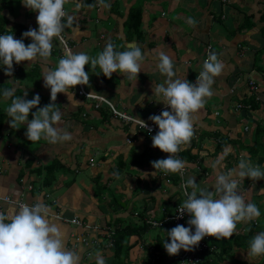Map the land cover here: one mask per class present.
<instances>
[{
  "label": "crops",
  "instance_id": "crops-1",
  "mask_svg": "<svg viewBox=\"0 0 264 264\" xmlns=\"http://www.w3.org/2000/svg\"><path fill=\"white\" fill-rule=\"evenodd\" d=\"M8 1L10 0H0V18L8 20L6 25L1 20L0 26L4 25L12 30L15 24L10 20L11 17L16 20L17 14L23 12L26 6L21 0H13V3ZM71 1L75 3V0ZM117 1V7L113 4L114 0H108L110 7L105 4L96 7L85 5L79 9V15L88 12L90 19L77 21L74 26L77 30L72 27L68 36L75 38L80 35L78 45L74 48L93 56L109 40L119 50H125L133 42L138 43L149 50L142 61L141 71L134 79L125 78L124 74L118 72L108 77L99 73L98 67L92 71L90 65H85V70L94 75L90 74L93 76H90L88 84L79 86L105 97L120 111L138 119L149 120L151 114H160L166 107L170 108L163 103L162 97L153 93V85L166 79L158 69L159 53L165 52L172 58L176 77L195 82L211 46V50L218 53L224 68L214 78L213 95L206 98L205 105L193 114L194 135L182 146L192 147L194 144L191 152L198 155V158L191 161L178 153L176 155L185 160L187 177L195 176L201 186L209 187L214 185L220 173L237 166L241 159L250 160L254 165L260 164L251 148L255 151L257 129L264 126V0ZM133 6H139L142 15V31L135 33V36L128 35L125 26ZM67 10L71 15L74 13ZM27 12L33 13L29 8ZM92 13L95 15L91 16ZM190 17L196 23H191ZM23 19L21 15V20ZM93 20L95 26L92 24ZM24 23L27 24L26 21ZM98 23H101V28L96 31ZM107 23L110 28H107ZM18 30H14V35ZM44 60L46 62L41 60L43 71L44 66L53 67L50 59ZM35 65L40 66L37 61ZM19 66H23V62L17 64L15 70ZM1 74L0 83L14 85L13 80ZM251 79L257 83L256 90L250 87ZM29 80L32 84H25L28 86L25 87L31 90L30 98L36 93L50 97L48 91L43 92L46 87L40 84L41 88L37 89L33 81ZM20 86L23 87V84ZM72 90L79 102L71 95L67 97L63 92L58 93L57 96L61 97V103L57 102L62 111V119L56 123L57 127L72 134L71 140L53 144L41 138L32 142L23 136L26 126L12 128L8 123L10 118L5 117V124L0 131V186L7 188V195L14 199L22 198L28 203L37 198L43 200L42 194L30 190L29 185L39 186L44 183L45 168L43 174L38 168L58 158L61 165L56 172V180L52 186H46L58 200V205L52 207V210L56 209L69 216L79 215L91 224L114 229L119 217L124 223L138 222L139 219L134 214L139 215L142 211H146L144 216L158 217L164 207L161 200L173 195L180 187L170 180V174H161L162 171H156L152 163H149L156 150L152 134L111 113L105 107L107 104L80 94L77 91L78 85ZM253 94H256L259 101L257 108L250 101ZM97 102L100 103L99 106ZM9 103L10 100H0V113L4 111L7 114L6 106ZM240 103H243V107L238 106ZM221 143L222 147L219 145ZM168 155L169 153H164L158 159ZM260 165L264 166V162ZM61 170L65 173L60 174ZM116 173H119V177ZM237 179L245 200L256 202L262 214L255 218L261 220L259 225H255L254 220L240 221L237 222L235 231L247 232L252 224L258 227L257 232L264 231V178ZM164 193L168 196H164ZM152 197L156 199L153 200ZM178 198L180 199L179 195ZM102 205L103 212L100 210ZM8 207L9 202H2V209ZM49 218L61 225L66 237L65 245L80 254V264H96L94 257L98 248L90 249V245L83 243L76 247L74 235L80 232L77 227L54 217ZM242 223L243 226L240 227ZM105 242L106 238L103 243ZM144 244L149 245V242H143L140 247H144ZM241 248L244 255L240 258L247 259L250 264H260L263 261L264 255L250 256L245 248ZM88 250L93 252L90 257L86 256ZM106 250L100 251L108 259L112 252ZM180 255L181 252L179 258ZM166 256L170 254L163 257ZM133 257L136 256L133 254ZM163 257L158 264L165 262ZM136 258V264H139L140 259ZM143 263L145 264L144 260Z\"/></svg>",
  "mask_w": 264,
  "mask_h": 264
},
{
  "label": "clouds",
  "instance_id": "clouds-1",
  "mask_svg": "<svg viewBox=\"0 0 264 264\" xmlns=\"http://www.w3.org/2000/svg\"><path fill=\"white\" fill-rule=\"evenodd\" d=\"M21 2L37 12L38 28L25 30L21 38H16L10 28L0 33V68L9 76L14 73V62L18 64L50 57L54 38L74 23V16L66 11V0ZM100 3L110 7L106 0H100ZM85 4L86 0H75L77 9L84 8ZM92 6L87 4V7ZM189 21L196 23L191 17ZM26 38H30L31 42L25 43ZM148 53V49L135 42L125 50H119L111 40L95 56L84 51H68L43 75L44 86L50 89L51 102L48 104L37 107L41 103L39 93L31 98H28L26 90L17 95L14 85L0 89V100H10L6 106L7 117L10 118L8 123L12 128L26 126L25 135L32 142L41 138L53 144L71 140L69 131L56 126L62 119V111L55 103L58 93L75 98L73 87L89 83L90 72L85 70V65H90L92 71L98 67L99 73L108 77L118 72L125 78L134 79ZM223 68L218 53L209 50L201 71L192 82L176 77L172 58L165 52L159 53L158 69L166 79L153 85V93L162 97L163 103L170 108L166 107L160 114H151L148 119L158 125V131L151 137L153 146L169 155L151 161L156 171L168 174L185 168V160L176 154L194 135L193 114L205 105L206 98L213 95L214 78L221 74ZM140 121L144 128L148 127L146 121ZM115 175L119 177V173ZM237 177L262 179L264 166L241 159L237 166L220 173L211 187L201 186L195 176L183 181L186 198L176 211L178 217L187 213L189 219L187 226L176 224L169 230L163 229V245L170 255L177 254L181 249L193 250L206 236L217 239L231 237L237 222L252 221L261 216L258 204L245 200ZM7 191L0 186V201L9 199ZM49 217L50 205L39 198L32 203L10 201L7 209H0V264H80V254L65 245L66 237L61 225L52 222ZM152 223L157 227L160 225L157 221ZM248 255H264V231L257 232L249 240ZM94 258L96 264H107L100 250L96 251Z\"/></svg>",
  "mask_w": 264,
  "mask_h": 264
},
{
  "label": "trees",
  "instance_id": "trees-1",
  "mask_svg": "<svg viewBox=\"0 0 264 264\" xmlns=\"http://www.w3.org/2000/svg\"><path fill=\"white\" fill-rule=\"evenodd\" d=\"M13 0H10V3H13ZM108 2V0H106V3ZM92 4L93 7H96L98 5H103L102 3H100V0H86V4ZM113 4L117 7L118 5V1L114 0ZM112 4V5H113ZM15 5V4H14ZM68 7L65 5V8ZM113 8V7H112ZM115 8V7H114ZM66 11L69 13V11L66 8ZM74 16V23L72 26H67L65 28V30L62 32V34L66 37V40L68 41L69 45L71 46V49L76 46L74 42H72V39L67 35V33L69 32V30H71V28L73 26H75L77 24V21L79 22L80 20H89L90 19V13L85 12L82 13L81 15H77L76 12H74L72 14ZM65 21L67 20V17L64 18ZM1 20L3 21V24H5L6 19L5 18H0V22ZM25 21H22V23H19L18 25L15 24V26H19V30L18 32H22L25 31L28 28L27 24L24 23ZM81 22V21H80ZM1 25L0 26V33H3L5 31H9L7 28H5L6 26ZM142 15H141V8L139 6H133L129 17L127 18L126 22H125V26L128 29V35H132L135 36V33H141L142 28ZM252 25V22H251ZM107 28H110L109 23H107ZM12 31V30H11ZM14 33V31H13ZM57 39H60V37H56ZM59 42L65 47L63 41L60 39ZM60 48L59 51L62 49L64 50V48ZM76 48V47H75ZM66 50L64 51L63 55L66 54ZM72 52H78L77 49H72ZM17 65H14V71L16 72H22V74H25L26 76H28L33 83L35 84L36 88H41L40 84H41V76L44 74L42 67L38 66L35 69H31V70H27L26 68H23V66H19L18 70H15V67ZM22 68V69H21ZM262 68V67H261ZM12 85L8 82H2L0 83V89L4 88V87H11ZM80 86L78 84V92H79ZM16 94L17 95H22L23 92L26 90L28 93V98H30V95L32 94L30 91V89H26L22 86L17 87L16 88ZM250 101H252V105L254 108H257L259 106V101L256 99V94H253L250 97ZM49 102H51L50 97L48 96H41V103L39 106L37 107H42L46 104H48ZM57 103V102H55ZM57 107L59 108V103H57ZM106 108L111 110V113L114 114V112L112 111L111 107L107 104L105 105ZM103 109V108H102ZM36 109H33L32 111H35ZM7 116V114H5L4 111H2L0 113V131L3 129V126L5 124V117ZM32 117L31 112L29 114V117ZM26 130L24 131V137H27L25 135ZM152 134V133H149ZM153 135V134H152ZM257 140L255 143V151L254 149L251 148V151L253 150V152L255 153L256 156H258V161L260 164H262L264 162V126L262 127H258L257 129V136H256ZM220 147H222V143L219 144ZM194 144L192 145V147H182V150L178 153L183 157L188 158V160L191 161H196L198 158V155H195L191 152L192 148H193ZM165 152H163L161 149H159L158 147H156L155 150V154L154 157L149 159V163H151V161L158 159L160 156H162ZM61 165L60 160L57 158V160H53L50 163H48L47 165H44V167H40L39 172L41 174H43V169L45 168V177H44V183L46 186H52L54 184V181L56 180L57 177V170L59 168V166ZM164 172L162 171L161 174H163ZM170 174V179L171 181H173L174 183H176L179 186V182H180V173L179 172H175V173H168L166 174L167 176ZM178 195L180 197V199L178 198ZM153 200L156 199V197H152ZM184 198H181V189L177 190L175 193H173V195L169 196L168 198H163L161 200V203L164 207L166 208H172L175 207L176 205L180 204L183 201ZM147 210V209H146ZM146 211H142L139 213L140 218H141V223L140 222H134V221H129L127 223H124L121 217L116 219V235H115V243H114V247L112 249H107L106 251L108 252H112V255L106 259L107 264H136V257H133V251L135 249V247H137L138 245H141L143 242H145L146 240H148L149 245L146 244V248L149 251V258L147 259V261H145V264H158V262L160 261V258H162L163 256L167 255V251L163 245V238L164 236H162L161 231L164 230H169L172 227H174V223L172 221H167L166 223H164L163 226H160V231L157 232V236L154 238H147L149 232H152V229L154 230L155 228L158 227H153L150 226L146 223V221L144 220ZM143 216V217H142ZM156 217V215L154 216ZM115 223V222H114ZM258 227L255 226L254 224H252L249 229L247 230V232H243V231H239V232H234L233 235L231 237L228 238H223V239H217V237L212 238L211 240H209L210 244L215 245V249L214 250H210L207 249L205 251L202 252V255L204 256V262L202 264H226L227 262V254H232L231 251L229 249H227V246H231L233 244H237L239 247H244L245 249H248V242L249 240L257 233V229ZM135 237V239L133 240V238ZM167 239H169L168 237H165ZM147 242V243H148ZM148 246V247H147ZM221 249V250H220ZM221 251L220 254H218V258H217V253H219ZM180 252V251H179ZM179 252L172 258L170 259L168 262H163L161 264H177L178 263V259H179ZM237 260L240 262L242 261L243 264H250L249 262H247V259H243L238 257ZM264 262V257H263V261L260 264H263Z\"/></svg>",
  "mask_w": 264,
  "mask_h": 264
},
{
  "label": "built area",
  "instance_id": "built-area-1",
  "mask_svg": "<svg viewBox=\"0 0 264 264\" xmlns=\"http://www.w3.org/2000/svg\"><path fill=\"white\" fill-rule=\"evenodd\" d=\"M59 37L63 41L66 49H68L67 51H72L71 46L66 40V37L62 33L60 34ZM209 50H211V46L209 47ZM208 52H207V55H208ZM250 87L253 90H256L257 83L254 79L250 80ZM79 93L89 98L96 99V100L102 101L105 104H108L113 109V112L115 115L119 116L123 120L135 123L137 126L141 127L148 133L155 134V132L158 131V125H156L153 121L142 119L146 121L148 125V127L144 128L140 119L135 118L134 116L129 115L126 112L120 111L119 109L114 107V105L108 99L88 92L82 85L80 86ZM99 105L100 103L97 102V106ZM238 106L243 107V103L238 104ZM186 173H187V168L185 166V168L182 171H180V185H179L181 189V198H184V199L186 197L184 196V188L182 185H183V181L187 178ZM44 184L45 183L43 182L39 186L30 184L29 189L42 194L43 201L47 203L48 205H50V217L57 218L64 223L71 224L72 226L77 227L80 230L79 233L74 235L76 237L75 238V243L77 244L76 247L81 245V243L90 245V249L91 247H95V248H98L99 250H104V249L106 250V249H112L114 247V243L116 239L115 238L116 229L110 228L109 226L91 224L87 222L86 220H84V218H82L79 215L69 216L56 209L52 210V207H55L58 205V200L54 198L51 192L46 189V185ZM189 191H191L190 188H189ZM7 196L9 199L6 200V202H9V203L10 201L27 202L26 200L22 198L14 199L10 195H7ZM2 202L4 201H0V209H2ZM178 206L179 204L173 207L172 210L166 207H162V210L160 211L158 217L149 215V216H145L144 220L146 221L148 225L153 226V227H157V226H154V224L152 223L153 221L160 222L159 227L163 226L164 223H166L167 221H172L174 225L185 224V226H187L189 215L185 213L183 217H178L177 211H176L178 209ZM254 223L255 225H259L261 223V220L254 219ZM104 238H106L105 243H103ZM212 238H215V236H206L199 242L198 246L194 247L193 250L181 249L179 264H202L204 262V256L202 255V252L207 249L214 250L216 247L215 245L210 244L209 242V240H211ZM92 255H93L92 250H88L86 252L87 257H90Z\"/></svg>",
  "mask_w": 264,
  "mask_h": 264
},
{
  "label": "rangeland",
  "instance_id": "rangeland-1",
  "mask_svg": "<svg viewBox=\"0 0 264 264\" xmlns=\"http://www.w3.org/2000/svg\"><path fill=\"white\" fill-rule=\"evenodd\" d=\"M8 2H10V1H8ZM19 3H21V2H19ZM20 5V4H19ZM66 6H68V7H66L67 9H70V10H72L73 12H76L77 11V15L79 16V14H80V11H78L79 9H77L76 7H73V6H75V3L74 2H72L71 0H66V4H65ZM69 6H70V8H69ZM17 8H18V3H17V6L15 5V11H16V13H17ZM27 7H25L24 8V11L23 12H19V15L17 14V17H16V20H15V18L12 16L11 18L12 19H10V20H13V22H14V24H19V23H22L21 21V15H23V17H24V19H25V21L27 22V26H28V28H38V24H37V20H36V17H37V12H35V11H33V13H31V12H27ZM94 12H95V10H93ZM93 15H95L94 13H92L91 14V16H93ZM14 18V19H13ZM24 19H23V21H24ZM4 21V20H3ZM95 20H93L92 22V24H93V26H95V22H94ZM7 22H8V20L6 19V21H5V23L7 24ZM14 26V25H13ZM74 27V26H73ZM101 28V23H98L97 24V26H96V28H95V30L97 31V30H99ZM15 29H19V26H15L13 29H12V31H14ZM74 29L75 30H77V28L76 27H74ZM24 31H22V32H15V37L16 38H21V36H22V33H23ZM67 35H69L68 33H67ZM71 39H72V42H74L75 43V45H78V41H79V39H80V35H78V36H76L75 38H73L72 36H71ZM59 40L60 39H57L56 37L54 38V46H53V49H52V55L50 56V57H48V58H41V59H37V60H35V61H30V62H28V61H23V68H26L27 70H31V69H35L36 67H38L37 65H35V62L37 61L38 63H39V65L42 67V65H41V60H43V62H46V60H44V59H50V61H51V63L53 64V67L56 65V63H57V61H58V59L61 57V56H63V53H64V51L66 50H68V49H66V47H64L60 42H59ZM116 41V40H115ZM31 41H30V38H26L25 39V43H30ZM62 46H63V48H64V50H60L59 51V49L60 48H62ZM74 48V47H73ZM72 48V49H73ZM75 49V48H74ZM68 52V51H67ZM263 61H264V59H262ZM19 64V63H18ZM45 64V63H44ZM263 65H264V63H262ZM14 65H17V63H15L14 62ZM33 65V66H32ZM261 67V66H260ZM263 67V66H262ZM45 70L43 71L44 73H45V71L46 70H48V69H50V68H52V67H50V68H48V67H46V66H44L43 67ZM17 69H18V67H17ZM22 69V68H21ZM1 73H3V75L5 76V77H7V78H10L11 80H13L14 81V86L15 87H17V86H20V85H22L23 84V87L24 88H26V87H28V86H26L25 84H32L31 83V81L29 80V77L28 76H26L25 74H22V72H15L14 71V73L12 74V76H9V75H7V74H5V72L3 71V69L2 68H0V76L2 75ZM90 74H93V73H90ZM94 75V74H93ZM93 75H90V76H93ZM14 77V78H13ZM41 79H42V81H41V85L43 86V87H45L44 86V80H43V77H41ZM10 80V81H11ZM3 81V80H2ZM26 86V87H25ZM27 89H29V88H27ZM48 91V93H50V89L49 88H46V91H43L44 93H46ZM45 95V94H44ZM6 101V100H5ZM60 102L61 103V97H60V95L59 96H57V99H56V102ZM57 102V103H58ZM102 102V101H101ZM210 118L211 119H213L211 116H210ZM253 165H254V163H253ZM71 167H72V165H71ZM60 174H63V173H65L63 170H61L60 172H59ZM198 175V174H197ZM60 177V176H59ZM70 177H71V175H70ZM200 179H202V178H200ZM165 195L164 196H168V194H166V193H164ZM100 198V197H99ZM122 199V198H121ZM102 204H104V201H102ZM92 209H94V204L92 205ZM100 210L103 212V205L100 207ZM95 212H97V211H95ZM111 214H113V212L111 211L110 212ZM135 215V217H136V219H139V221L138 222H140V215H136V214H134ZM137 221V220H136ZM141 223V222H140ZM243 226V223L241 224V226L240 227H242ZM248 227L250 226V224H248L247 225ZM160 227H158V228H155L154 230L152 229V232H149V234L147 235L148 237L147 238H150L151 236H154V237H156L157 236V232H159L160 231ZM155 231V232H154ZM235 232V231H234ZM161 233H162V236H164L163 235V231H161ZM134 239H135V237H134ZM146 242H148V240H146ZM146 245L144 244V247H140V245H138L137 247H135V249H134V251H133V254L136 256V257H139V259H140V263L139 264H144L143 263V260L144 261H147V259L149 258V256H148V254H147V251H148V249L145 247ZM227 249H229L230 251H231V255L230 254H227V262H226V264H243L242 263V261H238L237 260V258L238 257H242V255H244L243 254V250H242V248L241 247H239L237 244H233V245H231V246H227L226 247ZM244 248V247H243ZM221 250V249H220ZM246 252L248 253V250L246 249ZM221 253V251L219 252V253H217V258H218V254H220ZM140 255V256H139ZM172 258V255H170V256H166V257H163V261H165V262H168L170 259ZM177 264H179V263H177Z\"/></svg>",
  "mask_w": 264,
  "mask_h": 264
}]
</instances>
